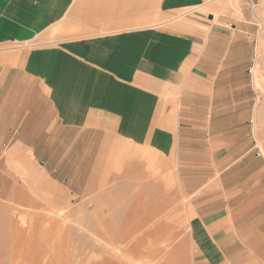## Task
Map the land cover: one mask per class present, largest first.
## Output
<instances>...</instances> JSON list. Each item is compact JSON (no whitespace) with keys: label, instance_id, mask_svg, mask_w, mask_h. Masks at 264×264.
Instances as JSON below:
<instances>
[{"label":"rangeland","instance_id":"1","mask_svg":"<svg viewBox=\"0 0 264 264\" xmlns=\"http://www.w3.org/2000/svg\"><path fill=\"white\" fill-rule=\"evenodd\" d=\"M0 24V252L38 213L41 264H195L178 153L202 166L190 181L223 195L221 179L237 175L220 153L242 146L243 129L252 152L234 162L264 168V0H0ZM217 77L214 106L205 93ZM133 203L136 219L122 222Z\"/></svg>","mask_w":264,"mask_h":264},{"label":"crops","instance_id":"2","mask_svg":"<svg viewBox=\"0 0 264 264\" xmlns=\"http://www.w3.org/2000/svg\"><path fill=\"white\" fill-rule=\"evenodd\" d=\"M8 26L9 25H5V27H3L0 24V34L1 30L9 28ZM13 58H15L14 55ZM0 60L5 61V56L0 55ZM23 67L25 70H27V65H23ZM243 75L244 73L242 74L240 72L238 78L243 79L245 76ZM218 80L219 77L215 78V80L212 82L211 90L205 93L206 96H209L208 99L211 100L212 103H214V106L215 104L218 105L221 99L219 96L220 90L217 88ZM190 90V85H185L183 87V90L181 91V97L179 101L181 109L183 107V110L186 109L187 102L191 96ZM243 90H248L247 84L243 85ZM56 99L58 100L59 96H57ZM244 101L248 102L250 100L246 98ZM56 102L57 101H55V103ZM56 106L57 109L63 110V106H58V102ZM242 106L244 107L240 109V120L236 122V125H243L249 116L248 109H246L247 105L242 104ZM182 112L183 111H181V113ZM184 115L185 113H183L182 115H178V142L180 140H182V142L185 141L183 137L184 134H186L185 126L190 125V122H186V117ZM212 115L213 114L211 110L209 119L210 125L212 124L213 120ZM84 119L85 116L83 120ZM157 123L158 116L156 115L155 118L152 119L151 124L152 136L153 139L155 138V140H157L159 137ZM221 123L223 124V122ZM46 125L47 124H45L44 126ZM238 130L239 132H236L237 134L235 133L237 129H232L230 131L235 133L239 138H241L242 136V146H238V148L234 151L235 154L230 151L231 148L220 153V155L222 154L223 157L221 160L222 164L220 165L221 170L225 168V173L229 172V175L230 173H234L235 175H237V183L234 182L231 177H229L228 179H221L222 188L225 190L223 195L221 192L218 193L217 190H212L214 188H211L212 185L209 187V191L204 192L203 180H200L199 183L190 181V178H188L187 175L190 173L191 169L198 168L200 170L198 172H202V166H187L186 164L183 165L187 162L186 152L184 149H182L179 150L178 153L179 171L184 176V191H186V195H188L189 197V207H187L189 227L188 237L190 239H194L193 243L197 248H199V250H197L199 256L195 259V264L263 263L264 168H261V166H254V168L252 169V166L250 164L252 162L251 160H248L249 164H246L245 162H234V159H236L235 157L245 158V156L251 154L252 152V148L250 147L251 141L248 140V137H246L243 129ZM45 131L48 132L47 130ZM174 138L175 137L173 135L172 140L175 143ZM6 139L10 140L14 139V137L8 135ZM22 139L25 140V138ZM35 139L37 140V138ZM39 139L41 140L42 138ZM186 142L187 141H185V143ZM214 163L216 162L214 161ZM221 170L217 169L216 171L220 172ZM232 183H235L237 185ZM223 196H225V198L228 197V199H222ZM244 253L248 256H245Z\"/></svg>","mask_w":264,"mask_h":264},{"label":"bare ground","instance_id":"3","mask_svg":"<svg viewBox=\"0 0 264 264\" xmlns=\"http://www.w3.org/2000/svg\"><path fill=\"white\" fill-rule=\"evenodd\" d=\"M129 19V18H128ZM136 18L134 17V20H135ZM138 20V19H137ZM133 21V20H132ZM131 21V22H132ZM66 23H68V22H66ZM139 23V22H138ZM73 38V37H72ZM71 39V38H70ZM72 40V39H71ZM257 69V68H256ZM77 71V70H76ZM256 73V72H255ZM75 74V73H74ZM87 74V73H86ZM95 74V73H94ZM32 75V74H31ZM82 75H83V71H82ZM90 75V74H89ZM88 75V76H89ZM28 76V75H27ZM26 76V77H27ZM78 76V75H77ZM84 76H85V74H84ZM75 77H76V75H75ZM80 77H81V74H80ZM96 77V76H95ZM70 79H71V77H70ZM74 80V79H73ZM76 82V81H75ZM259 82H260V80H259ZM101 84V83H100ZM74 85H75V83H74ZM260 85V84H259ZM105 86V85H104ZM116 87V86H115ZM111 88H113V86L111 87ZM99 91V90H98ZM93 92H95V91H93ZM92 92V93H93ZM110 92H112V90L110 91ZM109 93V92H108ZM107 93V94H108ZM94 94V93H93ZM102 94H103V92H102ZM79 95V94H78ZM90 95V94H89ZM93 96V95H92ZM88 97H90V96H88ZM92 98H94V97H92ZM91 98V99H92ZM173 98V97H172ZM90 98H89V100H91ZM153 100V102H154V104H155V99H152ZM98 100H96V102H97ZM102 101V100H101ZM85 102H87V100L85 101ZM84 102V103H85ZM92 102V101H91ZM95 102V103H96ZM86 104H90V102H87ZM166 107V106H165ZM164 107V108H165ZM169 108V107H168ZM167 108V109H168ZM176 108V107H175ZM211 109V108H210ZM163 111V110H162ZM259 112V111H258ZM164 114V113H163ZM162 114V115H163ZM167 115V114H166ZM257 115V114H256ZM167 117V116H166ZM160 118V117H159ZM163 118V117H162ZM159 120H161V119H159ZM258 120V119H257ZM165 121V120H164ZM159 122V121H158ZM259 123H261V122H259ZM159 124V123H158ZM157 124V126H159ZM164 124V123H163ZM136 126V127H135ZM146 126H148V124H146V123H132V125H130V127H133V128H136V129H141V128H144V127H146ZM255 126H256V124H255ZM163 127H164V125H163ZM261 127V126H260ZM259 130V129H258ZM263 131H264V129H263ZM98 132V131H97ZM261 132V135H263V133H262V131H259L258 132V134ZM104 133V132H103ZM102 134V133H101ZM106 134V133H105ZM255 135H257V134H255ZM258 136V135H257ZM260 136V135H259ZM261 137V136H260ZM152 138H153V136H152ZM255 138V137H254ZM262 138V137H261ZM264 139V138H263ZM51 140V139H50ZM151 141H152V139H151ZM259 142L260 141H262L261 139L260 140H258ZM257 141V142H258ZM177 145V144H176ZM261 145V144H260ZM261 148V147H260ZM106 151V150H105ZM30 156V155H29ZM35 156V155H34ZM31 157V156H30ZM112 158V157H111ZM135 161V160H134ZM31 163V162H30ZM112 165H114V164H112ZM87 167V166H86ZM98 171H100V170H98ZM154 172H155V170H153ZM152 171V172H153ZM177 171V170H176ZM151 172V173H152ZM154 172H153V174H154ZM148 174H149V172H147ZM40 174V173H39ZM110 174H108V176H109ZM145 175V174H144ZM164 176V175H163ZM138 177V176H137ZM171 177V176H170ZM109 178V177H108ZM154 179V178H153ZM91 180V179H90ZM89 180V181H90ZM102 180V179H101ZM143 180V179H142ZM145 180V179H144ZM156 180H157V178H156ZM91 182V181H90ZM152 182H154V181H152ZM151 182V183H152ZM141 183V182H140ZM151 183H150V186H151ZM155 183V182H154ZM142 184V183H141ZM158 184H159V182H158ZM143 186V185H142ZM157 186V185H156ZM23 187V186H22ZM152 187H154V186H152ZM151 187V188H152ZM157 188V187H156ZM20 189H21V187H20ZM24 189V188H23ZM153 189H155V188H153ZM15 190L17 191L18 189L17 188H15ZM156 190V189H155ZM21 193V192H20ZM24 194H26V193H24ZM20 195V194H19ZM26 195H28V194H26ZM12 196V195H11ZM20 196H22V195H20ZM24 196V195H23ZM17 197V196H16ZM27 198H28V196H26ZM137 197H138V195H137ZM24 198V197H23ZM27 198H24V199H27ZM148 202L149 201H147V204H148ZM38 203V202H37ZM50 203V202H49ZM16 204V203H15ZM18 204V203H17ZM23 204V203H22ZM18 205H20L21 206V203L20 204H18ZM146 205V204H145ZM23 206V205H22ZM21 206V207H22ZM28 206V205H27ZM26 206V207H27ZM132 206H134V207H132ZM14 207V206H13ZM20 207V208H21ZM128 207H132L131 208V210H129L127 213H126V215H125V217H123V219H122V222H129V221H133V220H135L136 218V214H138L139 213V211H140V209H139V206L138 205H135L134 203L133 204H131L130 206H128ZM128 207H127V209H128ZM136 207V208H135ZM13 209H15V212H17V213H19V209L18 208H16V207H14ZM110 209H112V208H110ZM126 209V210H127ZM169 209V208H168ZM135 210V211H134ZM23 211H25V210H22L21 212L23 213ZM145 211V210H144ZM152 211V210H151ZM28 212V211H27ZM24 214H26V213H24ZM38 214V213H37ZM37 214H35L34 213V215L33 214H31V215H29V217H31V219L28 221V220H26V218H23V220H21V221H23V226H19V225H17V222H16V225H14L12 228V230H11V233H12V243L11 244H9V243H7L6 241L5 242H3V244H2V248H4L3 249V251H1L0 252V264H3V261L1 260V259H4L3 257H4V255L5 254H7L6 252L8 251V252H10L11 253V256H10V258H11V261H10V264H41V262H42V259H43V257L45 256V251L44 250H41V248H39V246L41 245V244H43V242H45V240L47 239V234H46V231H45V229H46V226H40V225H37L38 224V220L40 219V220H44V215H37ZM46 214V213H45ZM147 214V213H146ZM16 215V214H15ZM23 216V215H22ZM47 216V215H46ZM16 218V217H15ZM48 218V217H47ZM149 218V217H148ZM14 219V218H13ZM108 219V218H107ZM113 220H114V218H112ZM111 219V220H112ZM146 219V218H145ZM15 220V219H14ZM110 220V221H111ZM50 221V220H49ZM108 221H109V219H108ZM148 221V220H147ZM167 221V220H166ZM12 222H14V221H12ZM111 222H113V221H111ZM157 222V221H156ZM46 223V222H45ZM52 223V222H51ZM59 223V222H58ZM126 223V224H127ZM154 223V222H153ZM113 224V223H112ZM43 225V224H42ZM114 225V224H113ZM130 225V224H129ZM103 226V225H102ZM127 226V225H126ZM133 226V225H132ZM107 227V226H106ZM113 227V226H112ZM104 228V227H103ZM124 228H126V227H121V230L123 231V229ZM128 228V227H127ZM126 228V229H127ZM131 228H133V227H131ZM128 229H130V228H128ZM102 230V229H101ZM125 231V230H124ZM149 231V230H148ZM127 232H129V231H127ZM135 232V231H134ZM137 232V231H136ZM48 233V232H47ZM118 233V232H117ZM123 234L125 233V232H122ZM122 234V235H123ZM117 235V234H116ZM1 236V235H0ZM124 236V235H123ZM155 238V237H154ZM159 238V237H158ZM56 240V239H55ZM154 240V239H153ZM12 245V247L10 248V246ZM28 245V246H27ZM26 246V247H25ZM1 248V249H2ZM10 250V251H9ZM261 250V249H260ZM5 253V254H4ZM4 254V255H3ZM76 257V256H75ZM77 258H79V257H77ZM47 259V258H46ZM78 260H80V259H78ZM48 261V260H47ZM80 262V261H79Z\"/></svg>","mask_w":264,"mask_h":264}]
</instances>
